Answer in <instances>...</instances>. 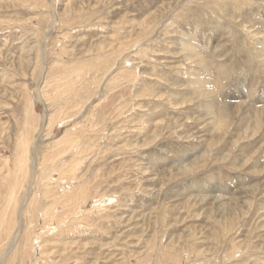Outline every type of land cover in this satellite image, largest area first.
<instances>
[{"label": "rangeland", "instance_id": "rangeland-1", "mask_svg": "<svg viewBox=\"0 0 264 264\" xmlns=\"http://www.w3.org/2000/svg\"><path fill=\"white\" fill-rule=\"evenodd\" d=\"M26 262L264 264V0H0V264Z\"/></svg>", "mask_w": 264, "mask_h": 264}, {"label": "bare ground", "instance_id": "bare-ground-1", "mask_svg": "<svg viewBox=\"0 0 264 264\" xmlns=\"http://www.w3.org/2000/svg\"><path fill=\"white\" fill-rule=\"evenodd\" d=\"M261 112V111H260ZM262 116H263V114H262ZM36 145V144H35ZM68 145H70V146H73L72 145V142H68ZM82 192H78V193H74L73 194V200H72V202H71V208H73V209H75V208H77L78 206H79V204H81V202H82V200H83V196H82ZM26 205V204H25ZM24 205V206H25ZM21 212V211H20ZM22 213V212H21ZM22 216V215H21ZM18 228V226L16 227V229ZM19 230V229H18ZM18 232H20V231H18ZM18 234V233H17ZM35 236H36V234H35ZM33 239H36V242L34 241L33 242V244H30V249H32L33 250V248L32 247H34V248H36V243H38V240H40V236H38V238H34L33 237ZM18 240V239H17ZM14 241H15V237L13 238V243H14ZM15 247V246H14ZM40 248L38 247L37 249H35V250H39ZM31 259V258H30ZM29 259V260H30ZM39 260V259H38ZM38 260H36V261H38ZM26 264H27V262H26ZM29 264V263H28ZM37 264V263H36Z\"/></svg>", "mask_w": 264, "mask_h": 264}]
</instances>
